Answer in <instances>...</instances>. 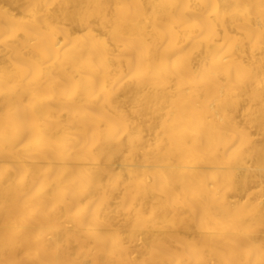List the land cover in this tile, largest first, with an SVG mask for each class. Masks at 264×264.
<instances>
[{"label": "bare ground", "instance_id": "obj_1", "mask_svg": "<svg viewBox=\"0 0 264 264\" xmlns=\"http://www.w3.org/2000/svg\"><path fill=\"white\" fill-rule=\"evenodd\" d=\"M0 264H264V0H0Z\"/></svg>", "mask_w": 264, "mask_h": 264}]
</instances>
